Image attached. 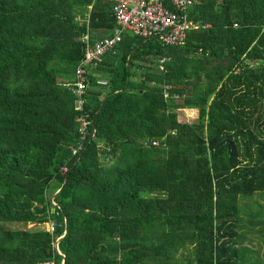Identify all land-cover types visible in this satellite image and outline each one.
<instances>
[{"label":"trees","instance_id":"trees-1","mask_svg":"<svg viewBox=\"0 0 264 264\" xmlns=\"http://www.w3.org/2000/svg\"><path fill=\"white\" fill-rule=\"evenodd\" d=\"M192 1L184 45L124 32L90 71L73 155L66 84L112 1L0 0V264H264L236 247L264 191V0Z\"/></svg>","mask_w":264,"mask_h":264},{"label":"built area","instance_id":"built-area-1","mask_svg":"<svg viewBox=\"0 0 264 264\" xmlns=\"http://www.w3.org/2000/svg\"><path fill=\"white\" fill-rule=\"evenodd\" d=\"M111 1L114 29L109 36H103L99 39L90 40L89 33L82 37V57L74 74V80L72 83L66 84L68 90L76 98V110L81 112L76 119L79 143L77 147L72 148L73 155L82 150L92 126L89 115L82 111L88 75L94 67L102 62L105 55L116 53L122 33L128 32L142 38L157 37L166 46L178 47L185 44L187 34L190 31L199 27L198 23L189 19L190 10L194 6L192 0H169L172 9L165 6L163 0ZM160 63V68H162L164 60H161ZM164 96H168L167 90L164 91ZM66 170V166L61 167L62 172H66ZM53 204L55 203L53 202ZM48 229L52 232L53 226L49 224ZM54 249L60 255L57 243L54 244Z\"/></svg>","mask_w":264,"mask_h":264},{"label":"rangeland","instance_id":"rangeland-1","mask_svg":"<svg viewBox=\"0 0 264 264\" xmlns=\"http://www.w3.org/2000/svg\"><path fill=\"white\" fill-rule=\"evenodd\" d=\"M93 40L106 36L105 32H91ZM71 82V81H69ZM179 121L195 122L198 118L197 110L184 109L178 112ZM240 215L238 232L243 240L236 247L246 246L254 254L255 259L264 263V191L255 192L251 196L239 198ZM33 225H27L31 228ZM6 228V227H5ZM23 228L22 225H12L10 229Z\"/></svg>","mask_w":264,"mask_h":264},{"label":"water","instance_id":"water-1","mask_svg":"<svg viewBox=\"0 0 264 264\" xmlns=\"http://www.w3.org/2000/svg\"><path fill=\"white\" fill-rule=\"evenodd\" d=\"M52 199H53V197H52ZM57 246H58V241H57ZM62 264H64V262Z\"/></svg>","mask_w":264,"mask_h":264},{"label":"crops","instance_id":"crops-1","mask_svg":"<svg viewBox=\"0 0 264 264\" xmlns=\"http://www.w3.org/2000/svg\"><path fill=\"white\" fill-rule=\"evenodd\" d=\"M194 4V3H193ZM100 81H102V80H100ZM51 198H52V196H51Z\"/></svg>","mask_w":264,"mask_h":264}]
</instances>
